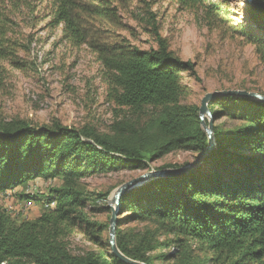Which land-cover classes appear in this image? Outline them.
Returning a JSON list of instances; mask_svg holds the SVG:
<instances>
[{
  "label": "trees",
  "instance_id": "16d2710c",
  "mask_svg": "<svg viewBox=\"0 0 264 264\" xmlns=\"http://www.w3.org/2000/svg\"><path fill=\"white\" fill-rule=\"evenodd\" d=\"M42 1L0 0V87L10 69L25 65L18 55L28 47L20 21L27 17L29 27L47 17L46 26H60L63 39L96 54L107 93L125 114L108 132L0 119V191L38 177L63 182L46 198L54 207L33 220H15L0 210V264H124L112 252L109 260L99 251L109 222L89 218L85 207L92 193L75 183L87 175L148 169L153 160L181 148L201 152L207 136L198 108L181 102L186 93L181 71L195 75V65L169 49L145 0H46L51 9L45 18L37 11ZM133 1L145 4L156 47L142 49L115 33L119 12ZM176 1L220 11L211 0ZM247 6L250 26L239 29L264 58V7ZM32 38L29 33L27 40ZM212 100L214 121L227 116L240 127L213 125L215 148L197 169L153 178L121 195L116 245L125 256L146 264H264V103L240 96ZM136 220L156 228L133 233L120 227ZM78 229L99 250L72 252L69 237ZM159 234L171 238L161 242Z\"/></svg>",
  "mask_w": 264,
  "mask_h": 264
},
{
  "label": "rangeland",
  "instance_id": "374dc122",
  "mask_svg": "<svg viewBox=\"0 0 264 264\" xmlns=\"http://www.w3.org/2000/svg\"><path fill=\"white\" fill-rule=\"evenodd\" d=\"M145 1L156 15L159 31L166 38L169 49L182 60H190L195 65V75L181 71L186 88L181 97L183 104L195 106L199 112L207 93L229 89L264 96V58L259 55L257 46L239 29L243 25L250 26L247 0H227L226 3L224 0H211L220 8L217 14L203 5L183 6L176 0ZM50 9L51 5L46 0L37 7L38 14L43 18ZM144 11V3H129L124 11L119 12L121 24L115 33L130 44L148 49L156 47V42ZM27 21V17L20 21V29L24 34L22 42L28 47L18 50L25 65L21 69H10L0 87V119L20 118L34 125L60 122L67 128L88 126L98 132H108L112 122L125 114V109L118 107L109 97L104 70L96 54L86 45L75 46L63 39L60 26L55 29L46 26L47 17L34 26L25 27ZM29 33L33 36L31 42L27 40ZM212 101L209 100L207 106ZM209 119L205 117L206 122ZM240 124L239 120L227 116L213 120V125L230 131L240 127ZM199 153L189 147L181 148L153 160L148 169H123L81 178L76 186L87 195L92 193L85 212L101 224L109 222L111 209L107 212L105 208L109 207L114 193L122 184L145 173L186 167L195 161ZM172 165L176 167H169ZM153 178L161 176H153L140 184ZM62 185L59 177H38L25 186L6 188L0 191V210L6 211L15 220H33L45 209L54 207L46 206V198L54 196V190ZM98 194L104 196L97 197ZM32 196L35 198L32 205L25 208L24 202ZM120 227L137 233L154 231L156 225L136 220L127 221ZM87 234L82 229L72 233L69 237L72 252L99 250L87 239ZM107 235L106 229L102 233V248L99 251L113 260L111 251L107 250ZM170 238L158 235L161 242Z\"/></svg>",
  "mask_w": 264,
  "mask_h": 264
},
{
  "label": "water",
  "instance_id": "95a60500",
  "mask_svg": "<svg viewBox=\"0 0 264 264\" xmlns=\"http://www.w3.org/2000/svg\"><path fill=\"white\" fill-rule=\"evenodd\" d=\"M247 1L253 5L264 7V1H253V0H247ZM220 96L249 97L252 99L260 100L264 103V96L262 94H259L256 92H250L246 90L229 89V90L214 91V92L207 93L201 101V106L198 112L201 127L207 136V145L198 154L195 161L187 165L186 167H182V168L165 169V170L162 169V170H157L155 172L145 173L137 178H133L125 182L116 190L111 201L109 202V207L111 209V216L109 218V226H108V242H109L112 254L124 264H146V263L142 261L134 260V259H131L125 256L118 249L116 245L118 208H119V201H120L121 195L125 191L140 185V183L144 182L145 180L153 176L160 175L161 178H164L167 176L176 175V174L183 173V172H190L192 170L197 169L203 163L205 157L215 148L214 135H213V120H212V115L208 109L207 102L209 100H212ZM205 117L210 118L208 122L205 121Z\"/></svg>",
  "mask_w": 264,
  "mask_h": 264
},
{
  "label": "built area",
  "instance_id": "2783aa9c",
  "mask_svg": "<svg viewBox=\"0 0 264 264\" xmlns=\"http://www.w3.org/2000/svg\"><path fill=\"white\" fill-rule=\"evenodd\" d=\"M33 199L31 197H28V199L24 202V207L25 208H30V206L32 205ZM47 205H54V201L51 202H46V206ZM4 264V263H2Z\"/></svg>",
  "mask_w": 264,
  "mask_h": 264
}]
</instances>
